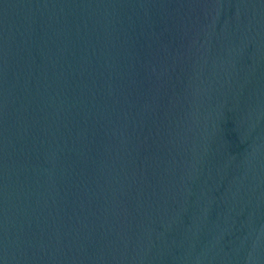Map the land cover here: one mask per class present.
I'll use <instances>...</instances> for the list:
<instances>
[{"label":"water","instance_id":"95a60500","mask_svg":"<svg viewBox=\"0 0 264 264\" xmlns=\"http://www.w3.org/2000/svg\"><path fill=\"white\" fill-rule=\"evenodd\" d=\"M0 264H264V0H0Z\"/></svg>","mask_w":264,"mask_h":264}]
</instances>
